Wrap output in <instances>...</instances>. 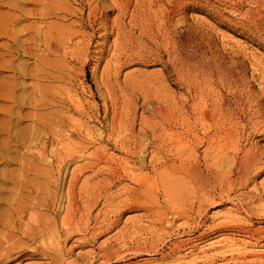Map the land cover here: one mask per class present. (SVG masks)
<instances>
[{
	"label": "rangeland",
	"instance_id": "obj_1",
	"mask_svg": "<svg viewBox=\"0 0 264 264\" xmlns=\"http://www.w3.org/2000/svg\"><path fill=\"white\" fill-rule=\"evenodd\" d=\"M0 28V219L24 211L20 234L0 223V242L20 241L8 264H264V0H0ZM212 66L236 76L221 94L242 110L236 146L214 153L196 120ZM174 105L190 129L163 125L187 140L173 163L197 158L196 181L142 165L150 132L143 155L119 148L131 123L158 130ZM121 161L136 180L115 177Z\"/></svg>",
	"mask_w": 264,
	"mask_h": 264
},
{
	"label": "bare ground",
	"instance_id": "obj_2",
	"mask_svg": "<svg viewBox=\"0 0 264 264\" xmlns=\"http://www.w3.org/2000/svg\"><path fill=\"white\" fill-rule=\"evenodd\" d=\"M123 10V9H122ZM7 15V14H6ZM5 16V15H4ZM143 24V23H141ZM1 29V28H0ZM3 29V27H2ZM121 29V28H120ZM151 30V29H150ZM4 31V30H3ZM3 31H0V36L3 35ZM2 32V33H1ZM118 32V31H117ZM164 32V31H163ZM125 35V34H124ZM32 38V33L31 36ZM29 37V38H30ZM160 39V38H159ZM144 41V40H143ZM2 47L3 44L1 45ZM161 46V45H160ZM125 47V46H124ZM122 48V47H121ZM151 53V52H150ZM152 55V54H151ZM147 57V56H146ZM1 58V57H0ZM3 59V58H2ZM5 62V61H3ZM3 62L0 64H3ZM1 66V65H0ZM2 67H4L2 65ZM213 67V66H212ZM211 67V68H212ZM218 67V66H217ZM4 70V69H3ZM13 71V70H12ZM18 72V71H16ZM14 74V73H13ZM20 74V73H19ZM22 74V73H21ZM20 77V76H18ZM23 77V76H22ZM133 79V78H132ZM210 82L211 83V92H210V96H211V101H212V105L208 108H206L204 110V112L202 113H198V118H196V120L202 125L205 126L209 129H213L212 133L209 135H206V139H205V143H206V148L205 150H212L213 153L214 151H222L225 147L226 144H229L231 146H236V141L233 135V130H236L237 127L239 126V121H238V111H241L239 108H237V106L231 107V105L227 104V102L225 101L226 98H224L221 94L222 91H235V89H237L238 87V82H237V78L236 76L233 74V72L227 70H222V71H218L216 67L212 68L211 74H210ZM7 80V79H6ZM134 80V79H133ZM131 81V80H130ZM139 81V80H138ZM3 82L4 81H0V98H7L9 96V94L7 92H3ZM208 82V81H207ZM6 83V82H5ZM132 83V82H131ZM130 83V84H131ZM129 84V83H128ZM112 89V88H111ZM127 89V88H126ZM129 89V88H128ZM239 89V87H238ZM125 90V89H124ZM137 90V89H136ZM6 91V90H5ZM238 91V90H237ZM236 92V91H235ZM12 93V92H11ZM234 93V92H233ZM239 93V92H238ZM234 95V94H233ZM14 97V96H12ZM209 97V96H208ZM15 98V97H14ZM8 100V99H7ZM230 101V100H229ZM12 102V100H11ZM10 103V102H9ZM116 103V102H115ZM171 105V104H170ZM183 106V105H182ZM169 107V106H168ZM175 107V105L173 106ZM244 107V106H243ZM160 108V107H159ZM171 108V107H170ZM204 108V107H203ZM9 110V109H8ZM122 110V109H121ZM152 111V110H151ZM159 113V110H157ZM179 108L178 106H176L174 108L173 111H171L170 113H168L169 115H166V117H164V119L162 121H160V123H158V127L159 129L157 130V127H154V125H152L154 128L150 131H148L149 128H147V131L145 130L146 127L145 124L143 125V121L141 119L140 123H139V129L135 132L133 131L132 128V124H130V126L128 127V129H124L123 132L127 131V133H124V136L122 137L121 143H119L120 145V150L124 151L126 153V155H128L131 158H135L136 156L142 154L143 155V150H144V146L145 144L143 143V141L141 140L144 136H146V133L150 132V136H151V140L153 142H155V150L153 156H151L149 158V160L146 162V158L145 156L141 157V162L142 165L145 164H156L157 162H163V164L165 166H169L172 167L176 172L181 171L184 173V175L188 176V177H192L195 181L200 179V175H201V170H200V164L197 158L194 159H186L183 158L181 165L175 166L174 165V160L177 158H182L183 157V151L188 148L186 147V139L182 134H179L177 131L173 130V126L177 123H179L180 126H182L181 128H183V126H186V131L187 133H189V129H190V123L189 120L184 119L181 117V115H179L178 113ZM196 111V110H195ZM169 112V111H168ZM184 112V111H183ZM7 113V112H6ZM154 113V112H153ZM162 113V112H161ZM120 115V114H119ZM122 115V114H121ZM160 115V113H159ZM190 115V114H189ZM125 117V116H123ZM121 120V119H120ZM157 120V119H156ZM161 120V119H160ZM195 120V119H194ZM126 121V120H125ZM121 122V121H120ZM123 122V121H122ZM159 122V120H158ZM119 123V122H118ZM174 124L172 126V128H168L167 130L165 129V127L163 125L167 124L168 126L170 124ZM192 123V122H191ZM198 124V123H197ZM127 125V124H125ZM166 125V126H167ZM171 126V125H170ZM195 126V125H194ZM201 126V127H202ZM124 127V125H123ZM178 127V126H177ZM145 128V129H144ZM151 128V127H150ZM194 129V128H193ZM180 130V129H179ZM203 130V129H202ZM84 131V130H83ZM210 131V130H208ZM241 131V130H240ZM122 132V131H120ZM119 132V133H120ZM192 132V130H191ZM186 133V134H187ZM237 133V132H236ZM193 134V133H192ZM80 135V134H79ZM117 135V134H116ZM170 135L172 137V141H166V137ZM185 135V134H184ZM194 135V134H193ZM193 135L192 138L194 137ZM115 136V135H114ZM188 136V134H187ZM201 136V135H200ZM238 136V134H237ZM118 137V135H117ZM120 137V136H119ZM168 138V137H167ZM195 138V137H194ZM198 138V137H197ZM240 138V137H239ZM112 139V138H111ZM196 140V139H193ZM150 143H152L150 141ZM189 143V142H188ZM94 144V143H93ZM111 144V143H110ZM191 144V143H190ZM189 145V144H188ZM113 146V145H112ZM186 147V148H185ZM79 148V147H78ZM196 150V149H195ZM226 150V149H225ZM119 151V150H118ZM186 151V150H185ZM167 152L169 153V155L171 156V159H168L167 156ZM211 154V153H210ZM216 154V153H215ZM222 154V153H221ZM95 155V154H94ZM190 156V155H189ZM212 156V155H211ZM215 156V155H214ZM213 156V157H214ZM223 157L222 155H219V157ZM195 157V156H194ZM95 158V157H94ZM106 158V157H105ZM210 159V158H209ZM221 159V158H220ZM219 159V160H220ZM123 160V159H122ZM214 160V159H212ZM222 161V159H221ZM101 162V160H100ZM122 164L124 165V167H120L119 169L115 170V177L116 178H122V177H129L133 180L137 179V174L134 175L133 171L129 170L126 163H124L123 161H121ZM126 162V161H125ZM189 162V164L186 166V164ZM192 162V163H190ZM218 162V161H215ZM211 165V164H210ZM208 165V166H210ZM213 165V164H212ZM94 166V165H93ZM129 166V165H128ZM207 166V167H208ZM222 166V165H221ZM130 167V166H129ZM209 168V167H208ZM239 168V167H238ZM133 169V168H132ZM22 170V169H21ZM114 170V169H113ZM113 172V171H112ZM146 172V171H145ZM79 174V173H78ZM114 175V174H113ZM167 175V174H166ZM173 175V174H172ZM216 175V174H215ZM241 175V173H240ZM182 176V175H181ZM243 176V175H242ZM241 177V176H240ZM205 178V177H204ZM112 179V178H111ZM191 179V178H190ZM166 180V179H165ZM164 180V181H165ZM108 180L104 179L102 181H99L98 183V187L99 189L94 191L91 195H90V199L88 201V205L90 207L95 206L96 205V198L103 193V189H105L106 186V182ZM193 181V180H192ZM207 181V180H206ZM71 182V181H70ZM201 182V181H200ZM32 183V182H31ZM76 183V182H75ZM167 183V182H166ZM205 184V183H204ZM206 185V184H205ZM21 186V185H20ZM32 188V187H31ZM30 188V189H31ZM160 189V188H159ZM144 190V189H143ZM202 190V189H201ZM156 193V192H155ZM76 194V193H75ZM90 194V193H89ZM112 195V194H111ZM151 195V194H150ZM71 196V194H70ZM207 197V196H206ZM28 198V197H27ZM70 198V197H69ZM104 198L108 201L107 206H111L113 205V198H111L110 196H108L106 193L104 194ZM213 198V197H212ZM27 200V199H26ZM70 200V203L66 206L67 207V212L68 213H75L78 210V206L76 205V199L72 196ZM126 200V199H125ZM120 201V200H119ZM212 201V200H211ZM152 202V200H151ZM155 202V201H154ZM20 203H24L20 202ZM29 203V202H28ZM156 203V202H155ZM190 203V201H189ZM157 204V203H156ZM192 204V203H191ZM193 205V204H192ZM19 206V205H17ZM17 206H14L15 208L12 209L11 213H7L6 215H2L1 219H0V223L3 225H6L7 228H9L11 230V232H17V233H21L23 231V221L22 219L24 218L22 215L24 214V211H21V209ZM22 206V205H20ZM30 206V205H29ZM121 206V205H120ZM157 206V205H156ZM118 207V206H117ZM25 208V207H24ZM31 208V207H29ZM154 208V207H153ZM190 208V207H189ZM92 209V208H91ZM113 209V208H112ZM117 209V208H116ZM150 209V208H149ZM152 209V208H151ZM183 209V208H182ZM122 210V209H121ZM186 209H183L182 214H184L185 218H186V214L187 211H184ZM155 211V210H154ZM172 211V210H171ZM26 212H30L26 211ZM148 212V211H147ZM153 212V211H152ZM1 213V212H0ZM67 213V214H68ZM150 213V212H149ZM116 214V213H115ZM158 214V211L157 213ZM31 215V214H30ZM67 216V215H66ZM119 216V215H118ZM32 217V215H31ZM69 217V216H68ZM66 217V218H68ZM75 217V214H74ZM179 217V216H178ZM41 218V217H40ZM64 218V219H66ZM70 218V217H69ZM117 218V217H116ZM31 218H29L30 220ZM71 219V218H70ZM159 219V218H158ZM68 220V219H67ZM160 220V219H159ZM25 221V220H24ZM69 221V220H68ZM74 221V220H73ZM152 221V219H151ZM105 222V221H104ZM72 223V222H71ZM71 223H66L67 224V229L66 230H71L73 228V225ZM75 223V222H74ZM25 225V224H24ZM31 225V224H29ZM103 226V225H102ZM75 227V226H74ZM26 228V227H25ZM24 228V229H25ZM46 228V227H45ZM48 228V227H47ZM161 229V228H160ZM9 230V231H10ZM37 230V228H36ZM35 230V232H36ZM64 230V229H63ZM98 230V229H97ZM261 230V228H260ZM262 230H264V228H262ZM25 231V230H24ZM94 231V230H93ZM216 231V230H215ZM26 232V231H25ZM84 232H86V230H84ZM2 233V232H1ZM33 226H31V228L29 229L28 232H26L24 234L25 236H28L29 238H33ZM246 233V232H245ZM247 233L249 234V232L247 231ZM7 235V234H6ZM96 237L98 235H95ZM157 236V235H156ZM24 237V236H22ZM27 237V238H28ZM16 238V237H14ZM19 244L20 241H15L13 240V236L10 235V233L8 234V236L3 238V242H0V264H8L11 261H17L18 259L21 258L20 256V250H19ZM58 246V245H57ZM56 246V247H57ZM23 248V247H22ZM53 248V247H52ZM51 248V249H52ZM21 249V248H20ZM22 254V252H21ZM32 257L33 256V251H32ZM210 258V257H209ZM210 261V260H209ZM18 264H21L18 263Z\"/></svg>",
	"mask_w": 264,
	"mask_h": 264
}]
</instances>
